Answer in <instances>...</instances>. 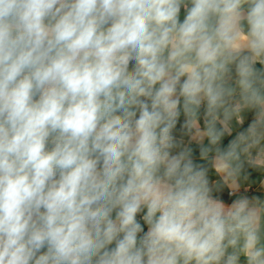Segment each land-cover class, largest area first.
Segmentation results:
<instances>
[{
  "label": "clouds",
  "instance_id": "obj_1",
  "mask_svg": "<svg viewBox=\"0 0 264 264\" xmlns=\"http://www.w3.org/2000/svg\"><path fill=\"white\" fill-rule=\"evenodd\" d=\"M0 264H264V0H0Z\"/></svg>",
  "mask_w": 264,
  "mask_h": 264
}]
</instances>
